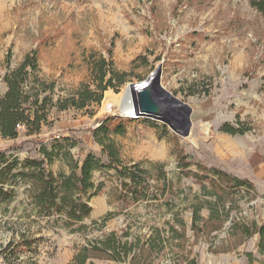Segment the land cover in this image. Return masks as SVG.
<instances>
[{"label":"rangeland","instance_id":"1","mask_svg":"<svg viewBox=\"0 0 264 264\" xmlns=\"http://www.w3.org/2000/svg\"><path fill=\"white\" fill-rule=\"evenodd\" d=\"M36 51V69H26L24 86L47 99L46 120L39 132L21 126L17 139L0 134V155L43 161L41 149L56 146L58 157L43 166L55 175L68 174L71 160L81 166L90 154L101 168L92 175L95 188L83 196L91 215L71 227L63 216L38 214L30 183L11 185L13 197H0L5 264H78L82 249L100 248L113 235L128 243L127 254L95 249L86 264H264V15L249 0H0V98L8 91L6 75ZM102 67L105 83L115 72L124 84L108 88L100 104L74 107L84 84L96 89ZM159 67L162 85L193 109L191 132L182 137L149 119L113 137L121 161L141 163L149 177V198L125 206L115 196L117 171L107 167L93 130L122 114L119 104L104 111L109 95L120 97ZM227 123L248 130L222 132ZM189 171L241 183L229 185L217 202ZM101 184L103 192L94 196ZM206 202L213 205L202 208L203 222L215 217L206 232L193 231L192 212ZM253 223L263 234L245 237L241 226Z\"/></svg>","mask_w":264,"mask_h":264},{"label":"trees","instance_id":"2","mask_svg":"<svg viewBox=\"0 0 264 264\" xmlns=\"http://www.w3.org/2000/svg\"><path fill=\"white\" fill-rule=\"evenodd\" d=\"M249 3L259 14L264 15V0H249ZM37 54L38 51L34 52L33 55H27L22 65L5 77L4 81L8 85V91L0 98V134L5 139H17L21 126L28 127L32 132H39L43 120H46L45 101L47 99L41 101L39 91L32 97L24 86L25 83L29 82V73L26 72V69L28 67L33 70L36 69ZM110 56H112V50L110 51ZM103 63H105V60ZM100 74L96 89H91V85L88 83L80 88L76 97L71 100L74 107L84 109L91 104H100L104 98V92L108 88L116 89L119 85L124 84V80L120 79L115 72H113V76L106 83L105 77L107 73L103 70V67L100 69ZM115 78H117V83H114ZM28 86H31V83ZM31 99H33L32 102ZM27 105L28 107H25ZM67 108V102L60 105L61 110ZM149 121V119H126L111 116L103 119L102 124L93 130L96 141L100 143L110 159V164L107 167H114L117 171L120 182L118 194L115 196L119 197L116 200L121 201L125 206L137 204L149 198L151 193L146 186L149 177L147 176V170L142 168L141 163L127 165L121 161L120 151L113 137L125 136L127 126L131 123ZM162 129L168 133L166 126H163ZM247 130L244 127L235 128L229 123L221 128L222 132L232 135H243ZM56 149V146H54L49 151L43 147L41 149L45 158L43 161L26 159L23 162H19L18 159H15L13 162H9L10 160L6 156L0 155V197H2L3 201L12 198L15 191L11 189V185L17 184L19 179L23 182H28L30 183V197L38 209V214L48 218L63 216L66 220L65 226L71 227L91 215L92 208L84 200L83 196L95 188L92 182V175L101 166L96 156L90 154L81 166L78 162L71 160L68 174L60 173L55 175L54 172L46 170L43 166L54 163L55 158L59 155ZM197 165L203 172H209L208 168L199 163ZM188 175L202 185V189L207 196L215 197L217 202L224 200L229 185H232L233 182L236 186L241 183L239 180L222 173H217V178L209 175L201 176L193 171H189ZM224 184L228 186H223ZM103 189L101 184L96 188L94 196L100 195ZM212 205L211 202H206V204L194 208L191 223L193 231L204 233L209 229L207 222H210L215 216L211 215L208 221L203 222L204 218L200 212L203 207H212ZM180 221L184 223L183 219ZM240 229L245 237H251L261 232L263 234V231L257 227L256 223H253L252 226L242 225ZM100 244L102 245L100 248L98 247L99 244H97L91 249H82L76 256L78 264H86L90 258L89 254L93 253L95 249L104 251L107 254H118L119 256L123 252L125 254L128 252V243L117 239L115 235ZM260 252L264 254V240L260 243ZM90 264L94 263L90 262Z\"/></svg>","mask_w":264,"mask_h":264},{"label":"water","instance_id":"3","mask_svg":"<svg viewBox=\"0 0 264 264\" xmlns=\"http://www.w3.org/2000/svg\"><path fill=\"white\" fill-rule=\"evenodd\" d=\"M159 67L146 81L130 85L132 110L122 109L118 118L151 119L162 122L182 137L192 127V107L168 91L161 82Z\"/></svg>","mask_w":264,"mask_h":264},{"label":"bare ground","instance_id":"4","mask_svg":"<svg viewBox=\"0 0 264 264\" xmlns=\"http://www.w3.org/2000/svg\"><path fill=\"white\" fill-rule=\"evenodd\" d=\"M130 86H128L124 93L120 97H113V96H108L104 105V111L105 112H114V107L116 104H119V108L126 109L128 111L132 110V97H131V92H130ZM111 105V107L109 106ZM112 108L111 110H109Z\"/></svg>","mask_w":264,"mask_h":264},{"label":"built area","instance_id":"5","mask_svg":"<svg viewBox=\"0 0 264 264\" xmlns=\"http://www.w3.org/2000/svg\"><path fill=\"white\" fill-rule=\"evenodd\" d=\"M0 264H5V262L0 258Z\"/></svg>","mask_w":264,"mask_h":264}]
</instances>
